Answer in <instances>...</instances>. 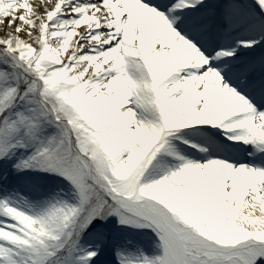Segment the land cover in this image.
Masks as SVG:
<instances>
[{"label":"snow or ice","instance_id":"6c2138e0","mask_svg":"<svg viewBox=\"0 0 264 264\" xmlns=\"http://www.w3.org/2000/svg\"><path fill=\"white\" fill-rule=\"evenodd\" d=\"M112 218L162 249L116 264H264V0H0V264H96Z\"/></svg>","mask_w":264,"mask_h":264},{"label":"rangeland","instance_id":"374dc122","mask_svg":"<svg viewBox=\"0 0 264 264\" xmlns=\"http://www.w3.org/2000/svg\"><path fill=\"white\" fill-rule=\"evenodd\" d=\"M47 174L29 172L21 173L18 176L17 183L13 185L24 191L30 184H41L46 179ZM113 223L109 225L110 232L115 233V237L111 239L110 246L102 252L96 264H116L115 253L112 246L119 243L125 247L126 251L138 253L142 248L149 254L159 253L162 254V249L156 247L155 242L147 241L143 237V233L147 230H137L133 228H122L112 218ZM154 236V233H153Z\"/></svg>","mask_w":264,"mask_h":264},{"label":"bare ground","instance_id":"6f19581e","mask_svg":"<svg viewBox=\"0 0 264 264\" xmlns=\"http://www.w3.org/2000/svg\"><path fill=\"white\" fill-rule=\"evenodd\" d=\"M188 131H191V130H188ZM217 134H220L222 137H224L223 136V134L222 133H217ZM187 135V138L188 139H192L194 136H197V135H194V133L193 132H191L190 134H186ZM199 140V138H197V139H195V141H198ZM235 147H237V148H239V145H236ZM244 149L245 148H247V149H250L251 148V146H242ZM231 147H229L228 149H230ZM230 150H233V149H230ZM244 157V156H243Z\"/></svg>","mask_w":264,"mask_h":264}]
</instances>
